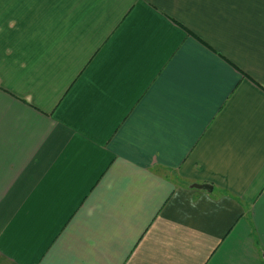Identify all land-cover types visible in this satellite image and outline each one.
Returning <instances> with one entry per match:
<instances>
[{
    "label": "crops",
    "instance_id": "obj_1",
    "mask_svg": "<svg viewBox=\"0 0 264 264\" xmlns=\"http://www.w3.org/2000/svg\"><path fill=\"white\" fill-rule=\"evenodd\" d=\"M0 264H264V0H0Z\"/></svg>",
    "mask_w": 264,
    "mask_h": 264
},
{
    "label": "water",
    "instance_id": "obj_2",
    "mask_svg": "<svg viewBox=\"0 0 264 264\" xmlns=\"http://www.w3.org/2000/svg\"><path fill=\"white\" fill-rule=\"evenodd\" d=\"M195 186H197V187H199V188H212L210 185H208V184H204V185H200V184H196Z\"/></svg>",
    "mask_w": 264,
    "mask_h": 264
}]
</instances>
